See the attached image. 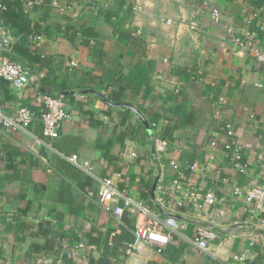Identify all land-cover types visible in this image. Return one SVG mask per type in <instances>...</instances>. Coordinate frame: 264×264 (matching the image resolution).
Segmentation results:
<instances>
[{
    "label": "crops",
    "instance_id": "crops-1",
    "mask_svg": "<svg viewBox=\"0 0 264 264\" xmlns=\"http://www.w3.org/2000/svg\"><path fill=\"white\" fill-rule=\"evenodd\" d=\"M5 1L2 52L28 68L29 82L17 91L0 80V105L26 106L33 121L0 128V264H264V201L232 192L264 185V64L252 50H264V0ZM45 93L64 97L56 137L41 131ZM226 121L244 147L242 171L223 146ZM153 136L167 140L162 154ZM104 177L155 218L175 217L162 252L142 242L125 253L147 215L99 205ZM202 226L217 234L205 250L193 242Z\"/></svg>",
    "mask_w": 264,
    "mask_h": 264
},
{
    "label": "built area",
    "instance_id": "built-area-1",
    "mask_svg": "<svg viewBox=\"0 0 264 264\" xmlns=\"http://www.w3.org/2000/svg\"><path fill=\"white\" fill-rule=\"evenodd\" d=\"M212 18L214 21L220 19V12L217 8H212ZM167 19V22H170ZM0 34H2L0 28ZM237 42L241 44L240 39ZM9 50L8 39L3 38L0 45V80L6 81L10 86L20 91L28 85L29 72L28 68L22 63L11 59L5 55L2 50ZM255 59L264 64V50L260 48H253ZM41 110L39 120L41 123V131L44 136L56 137L58 136L59 129L62 121L66 118L67 112L65 109L64 97L61 94H42L40 97ZM219 103H224L225 98L219 97ZM218 117L222 116L220 108L214 111ZM33 121V114L26 106L18 107L14 112L8 113L0 105V128L5 133H10L18 130H26ZM226 139L223 142V146L226 150H229L232 154L233 160L239 170H243L245 164H241L240 160L243 157L244 147L241 143L237 142L234 138V130L232 123L229 121L224 122ZM154 150L157 154H162L167 146V140L160 136H153ZM212 146L217 144L216 140L210 142ZM68 161L84 170L88 174H91V164L88 160L79 158L77 154L64 155ZM171 167L174 170L179 168L178 163L171 162ZM259 167L262 171V178L264 180V152L259 156ZM195 164L190 166V169H195ZM173 187L175 190H181L184 195H190L194 198L195 193L189 190L188 187L184 188L180 178L173 179ZM232 192L236 196H241L247 204L264 201V185L254 184L247 187L234 186ZM96 199L99 205L106 210L112 211L116 216L122 215L125 208L137 209L147 215V219L142 223H138L135 226L133 237L131 240L124 242L123 248L126 254L129 256L134 253L136 246L139 243H147L154 246L156 252L163 251L164 246L169 242L170 233L165 232L164 228H169L170 231L176 230L178 227L177 221L173 215H169L163 220L157 219L146 207L132 200L128 195L121 192L114 184L112 178L104 177L100 179V186L97 190ZM122 200V204L118 201ZM158 201H162V197L158 198ZM215 201V197L212 193H206L204 195V202L211 204ZM149 216V217H148ZM261 224L264 227V219L261 220ZM217 237V234L208 227H198L196 234L193 238V242L200 249L205 250L208 246V241ZM236 259H243L242 256H234Z\"/></svg>",
    "mask_w": 264,
    "mask_h": 264
},
{
    "label": "trees",
    "instance_id": "trees-1",
    "mask_svg": "<svg viewBox=\"0 0 264 264\" xmlns=\"http://www.w3.org/2000/svg\"><path fill=\"white\" fill-rule=\"evenodd\" d=\"M4 5L6 7H8L7 1L1 0V2H0V13H4V11H2V6H4ZM5 14L9 15V13L7 11H5Z\"/></svg>",
    "mask_w": 264,
    "mask_h": 264
}]
</instances>
